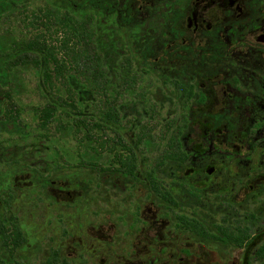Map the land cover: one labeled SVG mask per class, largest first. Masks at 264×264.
Here are the masks:
<instances>
[{
  "label": "flooded vegetation",
  "instance_id": "af4514ba",
  "mask_svg": "<svg viewBox=\"0 0 264 264\" xmlns=\"http://www.w3.org/2000/svg\"><path fill=\"white\" fill-rule=\"evenodd\" d=\"M179 1L163 0L170 7L164 16L169 30L163 33V49L179 61L161 64L158 70L164 76L160 82L172 94L167 102L176 106L165 114L155 106L141 112L123 109V104L137 108L136 102L158 103L150 91L155 83L143 79L151 65L133 63L129 56L127 80L113 82L115 110L121 120L166 121L156 135V129L142 126L132 128L130 139L115 126L101 132L92 181L84 175L72 180L54 175L73 160L57 158L47 145L50 160L44 165L37 157L38 142L44 140L37 128L22 137L2 128L0 118V233L13 220L26 237L15 258L28 242L20 217L23 190L28 188L32 204L44 203L53 213L57 233L45 264H69L87 251L99 264H264L260 208H232L229 187L221 191L225 208L219 223H206L192 207L200 185L222 183L230 169L238 170L234 178L241 200L264 197V159H257L264 151V0ZM136 12L140 8L131 4V17ZM105 133L111 134L110 145ZM22 140L30 141L26 153ZM140 148L158 151V159H142ZM82 156L75 162L84 170ZM230 156H235V165L225 159ZM6 163L13 165L18 181L13 187L18 204L14 214L9 211L12 190L2 170ZM23 167L28 171L22 173ZM90 188L96 211L94 222L87 225L85 196ZM0 251L7 253L1 239Z\"/></svg>",
  "mask_w": 264,
  "mask_h": 264
},
{
  "label": "trees",
  "instance_id": "16d2710c",
  "mask_svg": "<svg viewBox=\"0 0 264 264\" xmlns=\"http://www.w3.org/2000/svg\"><path fill=\"white\" fill-rule=\"evenodd\" d=\"M130 2L83 0L84 12L79 15L56 2L30 10L26 0H0L2 128H12V133L16 131L22 137L29 135L30 127L23 121L24 111L16 100L25 88L24 84L20 83V74L32 71L41 79L38 90L46 99V104L33 110L37 124L34 127L37 128L39 137L56 140L55 134L47 133L49 126L56 120L62 136L77 137L78 145L84 147L86 166L93 167L98 154V138L100 135L104 136L101 132L113 127L112 123L119 125L122 121L120 112L115 110L111 100V70L118 72L116 79L127 80V65L132 63L129 55L122 57L118 63L107 59L108 48L99 42L97 17L109 15L125 25H129L131 21L137 23L141 16L136 12L131 17ZM10 20L27 24L42 20L46 22V29L34 35L23 34L24 31L20 27L3 29V25ZM51 25H55L57 31H63L59 47L52 45L45 34ZM57 80L60 82L55 83ZM100 91L103 98L97 99ZM98 105L104 107L100 110V119L95 117L93 111L85 112L86 109L90 110ZM82 157L78 153L76 159L80 160ZM5 227L0 233V239L7 253L4 256L0 251V264H24L15 258V252L17 247L25 242L26 237L13 220L6 223Z\"/></svg>",
  "mask_w": 264,
  "mask_h": 264
},
{
  "label": "rangeland",
  "instance_id": "374dc122",
  "mask_svg": "<svg viewBox=\"0 0 264 264\" xmlns=\"http://www.w3.org/2000/svg\"><path fill=\"white\" fill-rule=\"evenodd\" d=\"M130 1V5L133 4L136 9L140 8L139 16H141V18H144V21L134 24V26H129L121 22L119 23L117 20H115L114 16L110 17L109 15H106L105 17H101L100 15H98L97 24L99 25V42L108 48L106 49V52L107 59L110 62L115 60L118 63L121 61L122 57L129 55L133 56L134 62L137 64L151 65V73L143 79L145 82H147V80H150L155 83L152 87H150V91L151 94L155 98H157L158 103L156 104L154 100H151L150 102H146V104H141L140 106V103L136 102V106L139 105V107L137 108L129 106L128 104H123V109L126 111L139 110L135 112H141L143 108L148 107L149 109L155 106V109H157L161 114H165L169 110H171L174 105L176 106V104L167 102L168 100L172 99L169 98V96L172 94L169 93V91L164 88L162 82H160L164 78V76L162 75V72L158 70H161V64L168 63L169 61L171 63L179 61V59L175 56H167V53L163 49L166 47V43L164 42H167L166 37L165 35H163V33L169 30V22H167L169 20L165 19L164 16L165 14H170V7L165 6L163 0ZM171 1L174 4V1L176 0ZM51 2H56L65 6L66 8L74 10L79 15L84 12L83 0H26V4L28 5L30 10L35 9L36 7L43 8L45 4L48 5L51 4ZM187 2H189V0L179 1V3H181L182 5ZM38 14L43 15V13ZM21 19H23V17H21ZM45 23L46 22H42V20H36L34 24L18 23L17 21L10 20L8 23L3 25V29L20 27L24 31L23 34L26 33L29 35H34L39 34L46 29L44 28ZM45 34L52 45L56 47L60 46L61 39L63 37V31H57L55 25H51L50 30H46ZM111 72L113 77L111 84L113 86V82L115 81V77L116 75H118V72L116 70H111ZM20 76L22 77L20 83L24 84L25 88H23L22 93L17 97L16 102L18 106L22 107L24 111L22 113L23 121L28 123L30 128H33L37 125L34 121L33 110L36 108H40L44 104H46V99L40 94L38 90V85L41 82V79L38 78L36 74H34L32 71H26L21 73ZM54 82L59 83L60 81L57 80ZM96 98H103L102 91L98 93ZM103 108L104 107L102 105H98L94 108L91 107L90 110L86 109L87 111L85 110V112L93 111L95 117L97 119H100V110H102ZM165 121L166 120H163L162 117L148 119H134V117H128L122 118V121L119 125L112 123V126L117 127L122 136L130 139L135 133L132 128L138 129L140 126H142L144 128H150L152 130L156 129L155 132L152 133L156 135V133L160 131V128L164 127ZM132 123H135V126L132 125ZM57 125V121L54 120L47 130V133H50V135H56V140L52 138V141H47L44 138L42 142H38V159L42 160L44 165L46 164V162H44L45 160H50L49 156L46 157V147L47 145H50V152L57 155V158L61 160L67 159L68 161L73 160L72 164L68 163V165L63 166L58 170H54V175L68 177L70 180H72V178L76 176L84 175L87 178L88 182L92 181V178L96 175L95 169L91 167H85L84 170L79 169L77 168V163L75 162L77 160L76 158L78 153L85 156V154L83 153L84 147L82 145H78L76 136L74 138L62 136L61 131ZM105 134H107L108 136L106 140L109 141L108 145H110V143L112 142L110 138L111 134ZM2 137H7V134H3ZM99 139H101V135ZM237 141L238 140H236V142ZM13 143H17V141H13ZM6 144L7 143H4V145ZM22 144L25 147H21V150L23 153L24 151L26 153V151H28L27 148L29 147L30 141H28V144H26L22 140ZM10 149L13 150L12 147ZM138 153H140L142 155V159L145 160H156L158 159L159 154L158 151L153 152L151 149L145 150L143 148H140L138 150ZM260 154L261 156H257V159H264V151H261ZM24 159H27V157H25ZM225 159L228 160L229 165H235V162H237L235 161V156L225 157ZM251 164H253L252 161ZM28 169L29 168L27 167H23L22 173H25L26 171H28ZM2 170L5 175V185L10 187V191L12 190V195L9 199V211L11 214H14V212L17 211L18 207L16 200H14L13 198V187H15L16 183L18 182L15 177V169L13 168V165L6 163L3 166ZM229 172L230 173H227V176L225 179H223L222 183L214 182L200 185L196 205L192 207L193 209H196L198 217L203 219L206 223H219L221 221L225 208L224 201L221 196V191L224 187H229L231 189L230 201L232 202V208L238 210L240 208H260L261 213L264 215V197H261L260 199H257L255 201L253 199L241 200V197L237 194L239 185L236 183V180L234 178V176L238 175V170L231 171L230 169ZM92 186L93 184L90 183V187ZM85 197L84 215L86 223L88 225L94 222L96 211L95 194L92 188H90V190L86 189ZM31 200L32 199L29 195V189L26 188L25 190H23L21 199L20 217L22 226L28 237V242L24 244L16 253V258H19L26 264H45L44 259L48 253V247L51 244L50 241L57 233L56 231H53L55 224L53 221L54 218L51 219L53 213L51 212V209H47L46 205H43L44 203H41V205H37L36 207L32 204ZM72 208L74 207H70V209ZM238 210L236 211L238 212ZM236 211L231 212L233 214L232 216L236 217L238 215ZM261 226L262 228L264 227V222ZM213 248L219 251L222 250L217 247ZM67 251L72 252V249L68 248ZM84 263L99 264L98 260L94 259V256H92L90 253L88 254V251L81 257L73 259L69 264Z\"/></svg>",
  "mask_w": 264,
  "mask_h": 264
}]
</instances>
